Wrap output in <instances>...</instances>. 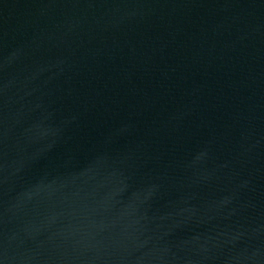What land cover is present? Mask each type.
<instances>
[{"label": "water", "instance_id": "obj_1", "mask_svg": "<svg viewBox=\"0 0 264 264\" xmlns=\"http://www.w3.org/2000/svg\"><path fill=\"white\" fill-rule=\"evenodd\" d=\"M0 264H264V0H0Z\"/></svg>", "mask_w": 264, "mask_h": 264}]
</instances>
